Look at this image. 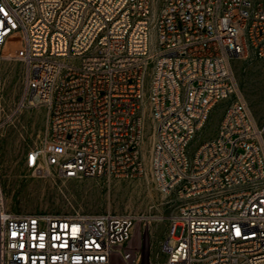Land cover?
I'll return each instance as SVG.
<instances>
[{
  "label": "built area",
  "instance_id": "2783aa9c",
  "mask_svg": "<svg viewBox=\"0 0 264 264\" xmlns=\"http://www.w3.org/2000/svg\"><path fill=\"white\" fill-rule=\"evenodd\" d=\"M0 0V60L23 66L6 118L43 106L24 167L63 180L134 179L149 162L175 205L165 264H264V121L236 92L232 63L264 60V0ZM215 134L193 146L212 109ZM4 112L0 98V121ZM133 214L7 210L0 264H137Z\"/></svg>",
  "mask_w": 264,
  "mask_h": 264
},
{
  "label": "rangeland",
  "instance_id": "374dc122",
  "mask_svg": "<svg viewBox=\"0 0 264 264\" xmlns=\"http://www.w3.org/2000/svg\"><path fill=\"white\" fill-rule=\"evenodd\" d=\"M162 1L157 0V11ZM3 55L5 57L7 54L4 52ZM232 66L236 92L231 100L243 102L252 121L259 126L264 121V60L237 59ZM22 77L23 66L20 62L8 57L0 60V98L4 108L0 121V194L3 196V206L9 211L21 213L67 215L113 212L136 215L140 219L126 245L125 254L132 263L139 259L137 264H165L161 244L175 205L167 203L169 196L159 190L152 176L149 162L153 140L151 121L146 119L142 146L145 170L139 178L63 180L56 174L34 175L25 169L24 158L27 151L39 145L45 136L46 110L43 106L25 108L6 118L21 96ZM222 109L223 103L212 109L193 146L215 134ZM119 263L116 258L115 264Z\"/></svg>",
  "mask_w": 264,
  "mask_h": 264
},
{
  "label": "bare ground",
  "instance_id": "6f19581e",
  "mask_svg": "<svg viewBox=\"0 0 264 264\" xmlns=\"http://www.w3.org/2000/svg\"><path fill=\"white\" fill-rule=\"evenodd\" d=\"M5 57H8L7 55L5 56ZM145 126H146V123H145ZM153 136V135H152ZM144 145V142H143V144H142V146ZM143 148V147H142ZM148 149V148H147ZM149 152V151H148ZM147 152V153H148ZM143 156H144V154H143ZM149 158V157H148ZM2 194V193H1ZM0 194V201H1V204H2V206L4 205L3 204V196ZM160 220V219H159ZM136 262H138L139 263V259H137V261H135V263ZM120 264V263H119Z\"/></svg>",
  "mask_w": 264,
  "mask_h": 264
}]
</instances>
